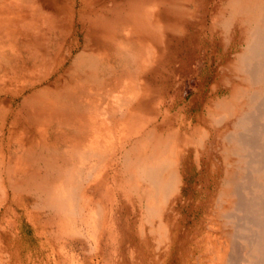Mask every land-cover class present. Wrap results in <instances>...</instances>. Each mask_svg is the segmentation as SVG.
<instances>
[{
	"label": "rangeland",
	"instance_id": "rangeland-1",
	"mask_svg": "<svg viewBox=\"0 0 264 264\" xmlns=\"http://www.w3.org/2000/svg\"><path fill=\"white\" fill-rule=\"evenodd\" d=\"M235 1L1 0L0 264H264V97L230 70L256 9ZM96 111L112 136L85 135Z\"/></svg>",
	"mask_w": 264,
	"mask_h": 264
},
{
	"label": "bare ground",
	"instance_id": "bare-ground-1",
	"mask_svg": "<svg viewBox=\"0 0 264 264\" xmlns=\"http://www.w3.org/2000/svg\"><path fill=\"white\" fill-rule=\"evenodd\" d=\"M244 6V5H243ZM256 9L254 11L255 14V20L254 23H251L252 25L251 32L248 36L247 43L243 49L237 56V63L236 67L231 68L230 70L232 71L233 75L236 78L241 77V74H244V77H242V81H234L233 83V88L243 91L246 95H249L248 101L252 103L254 99L259 98L263 95L264 97V90L260 88L259 84L264 82V3L262 6L259 8L258 5L254 8ZM246 10V9H244ZM228 12V11H227ZM182 32L183 29H182ZM104 44V43H103ZM105 50V49H104ZM92 54V53H91ZM97 55V54H96ZM94 56V55H93ZM109 57V56H108ZM102 60V59H101ZM100 60V61H101ZM79 63V62H78ZM98 68V67H97ZM92 71V70H91ZM90 72V71H89ZM109 72V71H108ZM76 73V72H75ZM91 75V74H90ZM80 76V75H79ZM70 78V77H69ZM250 80H253L254 84H257V89L254 90L253 87L250 84ZM92 82V81H91ZM252 82V83H253ZM88 90V89H87ZM92 91V90H91ZM67 92V91H66ZM86 94V93H85ZM80 95V94H79ZM83 95V94H82ZM232 94H227L225 95L226 101H231L232 99ZM66 96V95H65ZM64 97V96H63ZM74 97V96H73ZM54 98V97H53ZM93 98V97H92ZM60 99V98H58ZM224 99V98H223ZM263 99V98H262ZM78 101V100H77ZM261 111L259 114H261L260 119L264 117V99L261 100ZM67 102V101H65ZM79 103V102H77ZM83 103V102H82ZM93 103V101H92ZM95 103V102H94ZM220 103H223L221 100ZM62 104V103H61ZM80 104V103H79ZM64 105V104H63ZM74 105V103H73ZM88 105V104H86ZM91 105V104H90ZM230 105V104H229ZM241 105V104H240ZM33 106V105H32ZM36 106V105H35ZM81 106V104H80ZM84 106V105H83ZM223 106V105H222ZM231 106V105H230ZM37 107V106H36ZM52 107V106H51ZM88 107V106H87ZM41 108V107H40ZM53 108V107H52ZM56 108V107H55ZM54 108V109H55ZM63 110V109H62ZM69 110V109H68ZM238 110V107L235 106V111ZM56 111V110H55ZM72 111V110H71ZM72 114V113H71ZM36 115V114H35ZM41 115V114H40ZM80 115V114H78ZM38 116V115H37ZM63 116V115H62ZM44 117V116H43ZM53 117V116H52ZM61 117V115H60ZM71 117V116H70ZM74 117V116H73ZM253 117V116H251ZM32 118H34L32 116ZM57 118V117H56ZM52 119V118H51ZM87 119V118H86ZM255 119V118H254ZM38 120V119H37ZM56 120V119H55ZM60 120V119H59ZM84 120V119H83ZM111 120V119H110ZM74 121V120H73ZM257 121V120H256ZM40 122V121H39ZM58 122V121H57ZM61 122V121H60ZM59 122V123H60ZM88 122V121H86ZM109 122V121H108ZM110 123V122H109ZM257 124V123H256ZM39 125V124H38ZM37 125V127H38ZM62 125V124H61ZM243 129L249 128L247 118L245 121H243L242 124H240ZM239 125V126H240ZM253 125V124H252ZM93 126V125H92ZM61 127V126H60ZM85 127H87L85 125ZM89 127V126H88ZM87 127V128H88ZM39 128V127H38ZM46 128V127H45ZM51 128V127H50ZM40 129V128H39ZM255 130V129H254ZM43 131V130H41ZM84 131V130H83ZM252 131V130H251ZM253 132V131H252ZM89 133V132H88ZM62 135V134H61ZM263 135H264V130H263ZM112 136V135H111ZM54 139V138H53ZM62 139V138H61ZM85 139V138H84ZM54 142H52L53 144ZM45 144V143H44ZM51 144V142H50ZM63 144V143H62ZM241 144V141H240ZM43 145V144H42ZM49 145V144H48ZM84 147V145H82ZM82 147V148H83ZM99 147V146H98ZM98 147L92 146L87 152L89 157L93 155L94 153H91V151H97L99 150ZM42 148V147H41ZM80 148L81 145L79 143L72 144L70 148L66 150V154L63 153L61 156V165L64 167H67L69 165H73L78 161L79 155H80ZM43 149V148H42ZM16 157V156H15ZM60 157V156H59ZM85 154H83V157L81 158V164L88 163V158L85 160ZM86 161V162H85ZM16 165V164H15ZM88 167V166H87ZM91 167V165H90ZM78 168V167H77ZM76 168V169H77ZM75 169V170H76ZM152 177V176H151ZM170 177H176L175 174L170 175ZM169 177V178H170ZM53 178V176H52ZM61 178V177H60ZM153 178V177H152ZM62 179V178H61ZM56 180V179H55ZM154 180V178H153ZM51 181V180H50ZM61 180H58L60 182ZM57 182V183H58ZM174 184L177 182V180L173 179ZM47 183V182H46ZM50 184V183H49ZM51 185V184H50ZM168 189V187H167ZM248 218V217H247ZM255 236V235H254ZM251 245V244H250ZM259 244H253L251 247L253 248V251H255L258 248Z\"/></svg>",
	"mask_w": 264,
	"mask_h": 264
},
{
	"label": "crops",
	"instance_id": "crops-1",
	"mask_svg": "<svg viewBox=\"0 0 264 264\" xmlns=\"http://www.w3.org/2000/svg\"><path fill=\"white\" fill-rule=\"evenodd\" d=\"M162 1V0H161ZM253 1L252 0H240V1H235V2H233L231 5H229L228 6V12H230V13H232V10L234 9V8H236V9H239V10H241V11H243L244 9H249V8H255L256 6L254 5L253 6V3H252ZM0 3H1V0H0ZM158 3V2H157ZM162 2H159V5H158V7H162V4H161ZM153 4V3H152ZM154 5H156V3H154ZM244 5V6H243ZM137 7H135L132 11H130V9H128V10H125V11H123V12H120L119 13V15L118 16H116L117 17V23H116V25H114L113 27H111V28H109V29H107V30H104V31H102L101 33H103V34H101V33H98V35H103L104 37H102V39L104 40V38L106 37V36H111V38H114L115 40H116V38L117 39H119V36L117 35V30H118V28L121 26V24H123V25H128V26H130L131 25V19H130V16H132V15H134V10L136 9ZM161 21V20H160ZM100 23L97 25V27L98 26H101L102 24V22L101 21H99ZM114 24V23H113ZM112 24V25H113ZM162 24V23H161ZM227 25V24H226ZM97 31H99L98 30V28H97ZM105 34V35H104ZM97 38V37H96ZM121 38V37H120ZM91 39V38H90ZM97 39H99V38H97ZM134 90V89H133ZM98 111V110H97ZM96 111V118L94 119L95 120V126L94 127H92L91 128V130L89 131L90 133L88 134H85V135H90V136H96V137H102V136H104V135H109L110 133H108V132H104L105 130H103L104 129V127H103V120H101V118H97L98 116V112ZM98 121L99 122H101V124H100V126L98 125ZM92 126V125H91ZM41 130H43V129H39L38 131L40 132ZM44 131V130H43ZM81 131V130H80ZM79 131V133H78V136H81V132ZM111 135V134H110ZM116 135V134H115ZM84 149L82 148V146H81V148H80V155H79V158H78V161L76 162V163H74L73 165H71L74 169H76L77 167H78V163H81V158L83 157V153H84V151H83ZM156 173H157V170L154 168V167H152V166H149L148 168H147V172H146V174H147V176L150 178V180H151V182L154 184V185H156L157 187L160 185V187H161V189H162V191L164 192V194H168V193H170L173 189H174V187H175V185H176V183L174 184V182H173V179H175V180H177V178L176 177H168L164 182L163 181H161V182H159V179H157L156 178ZM154 178V180H153V178ZM55 179H58L57 177H53V184H56V180ZM61 179V178H60ZM167 187H168V189H167ZM50 187H48L47 188V190L49 189Z\"/></svg>",
	"mask_w": 264,
	"mask_h": 264
}]
</instances>
